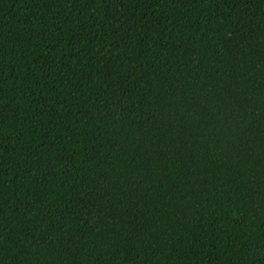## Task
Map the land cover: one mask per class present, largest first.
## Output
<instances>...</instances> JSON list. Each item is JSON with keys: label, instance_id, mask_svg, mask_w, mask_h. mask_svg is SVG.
<instances>
[{"label": "trees", "instance_id": "obj_1", "mask_svg": "<svg viewBox=\"0 0 264 264\" xmlns=\"http://www.w3.org/2000/svg\"><path fill=\"white\" fill-rule=\"evenodd\" d=\"M0 264H264V0H0Z\"/></svg>", "mask_w": 264, "mask_h": 264}]
</instances>
